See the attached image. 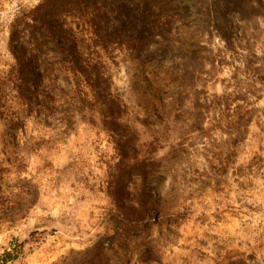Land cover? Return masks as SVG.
Listing matches in <instances>:
<instances>
[{
	"label": "rangeland",
	"instance_id": "374dc122",
	"mask_svg": "<svg viewBox=\"0 0 264 264\" xmlns=\"http://www.w3.org/2000/svg\"><path fill=\"white\" fill-rule=\"evenodd\" d=\"M42 1L0 0V74L14 62L8 41L17 11ZM187 1L197 6L182 4L178 25L199 28L203 14L215 35L206 47L217 59V29H224L238 59L230 53L229 65L213 68L214 54L204 50L208 75L186 85L181 114L171 90H154L150 70L151 61L178 51V36L170 46L169 36L156 38L138 57L104 52L119 102L111 108L115 121L106 99L87 89L71 127L35 114L15 127L19 108L0 106V256L17 240L11 264H264V0ZM119 25L113 18L109 33ZM251 54L261 69L246 89L253 119L233 146L217 130V96L236 93L235 68L244 80ZM44 55L58 59L50 46ZM171 56L163 59L166 69ZM197 92L208 97L203 125L193 105Z\"/></svg>",
	"mask_w": 264,
	"mask_h": 264
},
{
	"label": "trees",
	"instance_id": "16d2710c",
	"mask_svg": "<svg viewBox=\"0 0 264 264\" xmlns=\"http://www.w3.org/2000/svg\"><path fill=\"white\" fill-rule=\"evenodd\" d=\"M112 1L43 0L32 8L17 11L10 25L8 41L14 62L0 74V106L12 108L13 103L19 108L15 127L25 125L26 120L34 114L42 121L44 118H55L61 125L73 126L76 108L81 105L85 107L86 100L82 97L86 95V89L97 100L106 99L104 106L109 110L111 120L115 121L111 108L119 102L112 93L110 65L104 58V52L109 56V49L112 48L131 52L138 57L150 49L156 38L164 36L172 38L167 41L169 46L172 42L176 43V36L181 37V41H178L177 52L167 51L161 60L151 61V75L156 78L154 90L158 92V87L171 90V105L177 106L176 111L182 113L189 95L186 85L194 78L208 75L204 50L214 54L206 47L211 45L214 31L201 23L207 18L198 11L201 14L197 17L199 28L179 26L182 18L180 6L187 2L190 9L197 6L187 0H117L116 7L111 4ZM113 18L120 24L114 27L117 29L115 34L109 33ZM205 33L208 39H205ZM217 38L221 40L222 48L217 46V59L214 54L209 63L213 68L216 65L217 68L229 65L230 57L227 56L230 53L238 59L233 37L224 29H217ZM244 42L246 45L248 40ZM46 46L53 48L58 59H45ZM171 53L174 65L166 69L162 65L163 59ZM58 60L63 63H58ZM258 60L255 54L243 60L244 80L238 78L240 68H235V94L217 96V130L228 136L233 146L245 138L253 119L254 111L249 103L252 93L246 89L260 80ZM57 67L68 88L59 84ZM207 101L208 97L203 96L202 92L196 93L193 105L200 125L205 123L207 117ZM118 222L126 223L122 219ZM19 249L20 244L13 240L10 248L1 254L0 264H11L17 258ZM103 260L104 264H109L106 258L93 259L86 264H100Z\"/></svg>",
	"mask_w": 264,
	"mask_h": 264
}]
</instances>
